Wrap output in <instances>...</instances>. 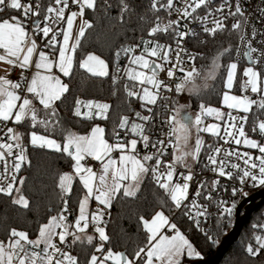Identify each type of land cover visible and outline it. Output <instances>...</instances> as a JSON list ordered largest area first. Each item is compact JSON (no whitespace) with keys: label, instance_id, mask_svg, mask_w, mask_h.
I'll use <instances>...</instances> for the list:
<instances>
[{"label":"snow or ice","instance_id":"6c2138e0","mask_svg":"<svg viewBox=\"0 0 264 264\" xmlns=\"http://www.w3.org/2000/svg\"><path fill=\"white\" fill-rule=\"evenodd\" d=\"M99 7L98 0H0V196L25 213L33 210L25 194L29 147L51 150L68 165L55 176L58 204L49 203L34 228L5 223L0 264H191L203 256L176 213L215 245L212 230L202 227L213 215L210 207L217 227L237 208L235 200L216 199L221 178L238 181L233 197L247 196V183L264 187V31L258 33L239 0H147L142 13L133 0H103L106 14L117 10L116 25L138 18L132 32L139 35L133 42L125 36L111 65L84 47ZM192 24L212 40L236 34L248 66L241 69L232 58L234 51L241 56L240 48L229 45L198 67L209 57L184 46L201 34ZM257 35L260 47L253 44ZM77 71L107 78L112 95L123 94V109L74 96V122L66 121L62 106ZM217 81L219 104L212 106L204 97L217 91ZM185 93L197 101L194 114L180 102ZM197 167L212 178L193 189ZM146 184L156 190V204L137 213L133 247H119L109 232L111 210L137 201ZM253 227L259 234L245 251L262 258L264 223Z\"/></svg>","mask_w":264,"mask_h":264},{"label":"trees","instance_id":"16d2710c","mask_svg":"<svg viewBox=\"0 0 264 264\" xmlns=\"http://www.w3.org/2000/svg\"><path fill=\"white\" fill-rule=\"evenodd\" d=\"M98 2L100 7L95 13L96 27L85 40L84 47L102 55L109 60L111 65L112 51L116 46L125 42V36L128 42H133L135 36L139 35L138 31L135 34L132 32V28L138 24V18L137 15H132L124 26L116 25L114 17L117 14V10L113 8L111 12L106 14L103 8V0H98ZM111 2L115 3V0H111ZM133 3L138 13H142L147 7V0H133ZM204 39H208L207 44L200 43ZM237 44L238 36L234 33L226 32L218 35L215 40L207 38L205 34H202L196 42V48L199 52L205 53L209 59L204 61L198 60L197 66L210 65L211 56L222 46L231 45L235 49ZM234 55L235 51L232 54V58H234ZM240 67L242 69V66ZM71 87L72 95L69 96L66 104L62 106L61 113L69 123L74 122L70 111L74 96H79L84 99L95 98L110 102L116 112L123 109V94L113 96L110 81L107 78H90L82 71H77L71 81ZM219 88L220 82L217 81V91L209 92L205 95L204 102L212 106H218L219 99L217 92ZM186 102L192 106L191 110L198 109L195 98H187ZM29 153L32 160V167L25 173L29 176L25 194L33 199V210L25 213L17 206L12 205L6 197L0 196V232L3 231L6 222L34 228L36 221L46 215L49 203L58 204L54 191V180L58 171L67 170V161L59 154L48 149H33L29 147ZM37 204L39 205L38 208L35 207ZM71 204H75V195L73 196ZM155 204L156 190L150 184H146L143 187L140 198L137 201H121L114 204L111 210L109 232L119 247H133L134 241L137 239V213L148 212ZM234 218L233 215L232 221H234ZM177 220L182 230L186 232L197 249L201 251L203 258L215 254L220 241L227 234V231L224 230L222 225L219 227L216 226L217 216L213 219L214 226L212 229V234L218 240V243L215 245L206 242L203 234L195 228L190 220L183 217V215L178 216ZM260 223H264V203L248 216L239 238L229 247L219 264H261V259H264V257L252 258L245 251L246 245L248 243H254V236L259 234V229L254 228L253 225ZM230 228H232V224L228 229Z\"/></svg>","mask_w":264,"mask_h":264},{"label":"built area","instance_id":"2783aa9c","mask_svg":"<svg viewBox=\"0 0 264 264\" xmlns=\"http://www.w3.org/2000/svg\"><path fill=\"white\" fill-rule=\"evenodd\" d=\"M222 0H214V4L218 5L219 3H221ZM233 3H235V0H233ZM239 3L242 7V9L244 10V12L246 13V18L250 19V23L252 25L255 26V28L257 29L258 33L264 31V14H262V9H264V0H239ZM233 22L232 18H229L228 23L231 24ZM190 27L194 28L197 32H200V36L198 38H193V37H188L186 38L185 42H184V46L189 49V51H198V49L196 48V42L197 40L201 37V35L203 34L200 30V28L197 25H190ZM249 31H251V29H249ZM261 36L257 35L256 39L253 41L254 46L260 47L261 46ZM169 42H171V40H169ZM237 47L240 48L241 51V56L240 57H236L234 55L235 59H239V63L240 66H243L245 64H248L247 58L243 57L242 52L244 50V46L240 44L239 39H238V44ZM236 47V48H237ZM10 76H18V72L16 71H12ZM209 122H212V118L209 117L208 118ZM211 142V141H209ZM195 173H197L194 176V182H193V189L196 187V183L199 182L202 179H211L212 178V173L208 172V171H202L200 167L195 168ZM233 186H239L238 185V181H228L226 178H221V185L219 187V189L214 193L216 199H224L229 201V204L235 200L237 204H239L240 201H242L244 198L248 197L249 195H251L252 193L264 188V187H260V186H256L253 187L251 183H247L244 185V191L248 193L247 196H243L240 194H237V196L233 197L231 194V187ZM224 188H228V191H224ZM238 206V205H237ZM210 211L213 213V215L209 218V221L207 224H204V222L202 221V227L205 228H210L211 230L213 229V219L216 215V208L215 206H211L210 207ZM236 213V210H235ZM182 215L181 212H177L176 213V218L178 216ZM235 217V214H234ZM235 221V218H234ZM234 221L228 222L226 219L220 224L223 226L224 230L227 231V233L230 231V229H228L230 227V225L232 224V227L234 225ZM199 230V229H197Z\"/></svg>","mask_w":264,"mask_h":264},{"label":"water","instance_id":"95a60500","mask_svg":"<svg viewBox=\"0 0 264 264\" xmlns=\"http://www.w3.org/2000/svg\"><path fill=\"white\" fill-rule=\"evenodd\" d=\"M264 203V188L252 193L239 202L233 227L220 241L215 254L210 257L197 259L191 264H219L229 247L239 238L248 216Z\"/></svg>","mask_w":264,"mask_h":264},{"label":"rangeland","instance_id":"374dc122","mask_svg":"<svg viewBox=\"0 0 264 264\" xmlns=\"http://www.w3.org/2000/svg\"><path fill=\"white\" fill-rule=\"evenodd\" d=\"M248 66V64H245L243 67ZM187 101V94L185 93L184 96L181 98L180 102L181 103H185ZM198 110V109H197ZM197 110H191L193 112V114L197 111ZM207 139V136H206Z\"/></svg>","mask_w":264,"mask_h":264},{"label":"crops","instance_id":"0c3cea01","mask_svg":"<svg viewBox=\"0 0 264 264\" xmlns=\"http://www.w3.org/2000/svg\"><path fill=\"white\" fill-rule=\"evenodd\" d=\"M3 67H4V66L0 65V74H3ZM9 78L15 80L17 77H15V76H10ZM193 244H194V243H193ZM194 245H195V244H194Z\"/></svg>","mask_w":264,"mask_h":264}]
</instances>
